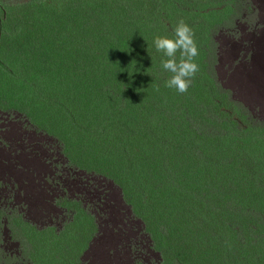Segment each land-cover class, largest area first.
<instances>
[{
    "label": "rangeland",
    "instance_id": "1",
    "mask_svg": "<svg viewBox=\"0 0 264 264\" xmlns=\"http://www.w3.org/2000/svg\"><path fill=\"white\" fill-rule=\"evenodd\" d=\"M96 2L97 18L91 22L106 16L115 21L116 31L128 26L124 35L135 53L127 52L123 61L105 57L104 51L100 57L88 55L72 61L68 72L63 67L62 79L59 65L48 72L34 68L30 74L21 68L18 83L0 81V123L12 124L9 139L22 134L32 148L15 152L17 161L28 167L40 156L56 167L55 178L71 177L73 183H44L59 208L44 211L38 224H15L22 246L13 264H102L98 243L117 232L110 230V220L120 227L128 217L139 223L120 228L121 236L136 232L140 254L153 261L173 246L180 264H264V32L259 30L264 4ZM181 22L191 30L197 48L192 62L198 66L184 93L166 86L173 73L162 68V61L170 58L154 45L156 37L175 39ZM256 23L257 30L249 27ZM233 27L244 46H254L249 58L230 55L221 68L216 52L218 46L226 48L225 35ZM253 32L260 41L247 39ZM75 42L79 51L85 50L90 36L76 35ZM22 45L21 53L27 54L39 47L24 39ZM173 59L179 63L187 56L177 50ZM244 66L252 68L251 82L242 80ZM84 78L106 92L110 107L127 121L125 132L110 128L99 98L83 105ZM251 89L257 94L250 95ZM91 117L102 121L92 126ZM93 209L102 218L99 229Z\"/></svg>",
    "mask_w": 264,
    "mask_h": 264
},
{
    "label": "clouds",
    "instance_id": "2",
    "mask_svg": "<svg viewBox=\"0 0 264 264\" xmlns=\"http://www.w3.org/2000/svg\"><path fill=\"white\" fill-rule=\"evenodd\" d=\"M261 2L264 4V0H261ZM3 4H5L4 15L0 20V81L7 80L12 84L18 83L21 77L19 74L21 68H24L23 73L29 74L32 73L34 68L48 72L50 68L53 69L62 65V61H65L71 53L75 54L72 61L75 60L76 62H82L88 55L100 57L103 51L107 57L114 56L116 61H123L129 51L135 53V49H128V43L124 35L128 26L116 31L113 29L115 21L106 16L98 17L101 19L99 22H96L98 19L91 22L97 18L94 11L98 4L96 0H0V6ZM253 4H255V1ZM259 22V30L262 34L264 28L261 24L264 23V18L263 21ZM257 26L258 23L251 24L249 27L257 30ZM232 31L225 35L226 40L223 44L226 48L221 49L218 46L216 52L217 61L221 68L224 58L230 55L248 57L251 55L249 50L254 46H244L243 39L236 37L238 29L233 27ZM76 35L90 36L91 44L88 45L89 47L86 46L85 50L79 51L77 45H75ZM38 36L42 38L41 41L38 40ZM175 37V39L156 37L154 45L158 52L162 51L164 56L170 58L162 61V68L173 73L171 78L166 81V86L184 93L189 87L190 78L198 70L197 64L192 62L193 57L197 55V48L192 39L190 28L183 22L176 27ZM261 38L256 37V33L253 32L252 37L247 39L260 41ZM23 39L38 44L40 48L32 46L30 50H27L29 54L26 52L21 53L20 47H23ZM177 50L181 51L182 57L186 55L187 59H181L177 63L173 59ZM251 69V67H243V82H251L248 77ZM16 74L17 80L14 79ZM59 76L61 79L63 78V71L60 70ZM257 88L259 91L260 88ZM258 91L251 89L249 93L253 96ZM54 95L59 96L58 89H55ZM94 97L99 98L104 104L107 110L105 117L108 116L111 121L110 128L118 129L116 131L121 133L125 132L127 121L119 118L113 108L108 105L110 104L108 101L111 102V100L106 92L100 89L99 85H97V91L84 92L81 95L83 105L90 102ZM91 118H93L90 119L92 126L97 121H102V119L95 117ZM122 125L123 128L121 129ZM88 129L91 132L89 126ZM13 131L12 124H4L1 121L0 217L3 223H0V264H13L14 255L21 248V243L15 238L16 235L13 231L15 224L22 222L33 225V221L37 217H44V211L46 214L49 212L48 208H51L52 212L59 208L53 205L52 197L46 192V190H50V187L47 186L43 189L44 183L63 182L64 184H73L71 177L55 178L56 167L40 156H37V161H28V167L22 166L17 161L15 152L27 153L32 148L28 143V138L22 134L9 139V134ZM90 134L91 138L95 135L94 133ZM112 134L114 135V133ZM2 153L6 154L4 158H2ZM19 166L25 169L19 168ZM18 172H20V175H18ZM190 207H193V205ZM166 211V218L170 222L174 221L170 216V207H166ZM92 214L97 229H99V226L103 227L98 209H93ZM110 222L113 225L110 230L116 229L117 232L112 234L109 239L102 237L98 243L102 264H180L173 246L170 248L165 247L164 255L160 254L162 259L153 261L140 254V238L136 232L131 231L129 235L121 236L120 228H131L134 224H138V221L128 217L126 220L119 222L121 223L120 227L118 223L115 224L114 220H110ZM35 223L38 224L37 221ZM180 226L195 234L187 224ZM118 234L121 242H117ZM144 235L146 236L145 233ZM51 247L54 248L52 244ZM157 252L159 253V251Z\"/></svg>",
    "mask_w": 264,
    "mask_h": 264
},
{
    "label": "trees",
    "instance_id": "3",
    "mask_svg": "<svg viewBox=\"0 0 264 264\" xmlns=\"http://www.w3.org/2000/svg\"><path fill=\"white\" fill-rule=\"evenodd\" d=\"M8 14H10V12H8ZM105 57H107L106 54H105ZM74 58H75V54L74 53H71L65 61H62V63H61L62 65H60V68H61L60 70L63 71V67H65V71L68 72L69 71L68 70V67L70 66V64H71V62H72V60ZM63 77H64V72H63ZM97 85L98 84H96V86H95L94 83L91 84V80L90 81H87L86 78H84L83 83H82L80 89L83 92H87V93L90 92V91H97ZM108 102L110 103V101H108ZM108 105H111V104H108Z\"/></svg>",
    "mask_w": 264,
    "mask_h": 264
},
{
    "label": "bare ground",
    "instance_id": "4",
    "mask_svg": "<svg viewBox=\"0 0 264 264\" xmlns=\"http://www.w3.org/2000/svg\"><path fill=\"white\" fill-rule=\"evenodd\" d=\"M22 246V245H21ZM94 254V253H93ZM26 261V260H25ZM94 261V260H93ZM91 263V262H90Z\"/></svg>",
    "mask_w": 264,
    "mask_h": 264
}]
</instances>
